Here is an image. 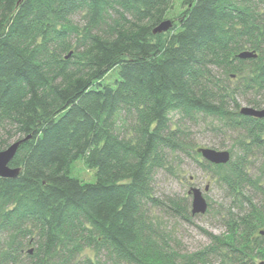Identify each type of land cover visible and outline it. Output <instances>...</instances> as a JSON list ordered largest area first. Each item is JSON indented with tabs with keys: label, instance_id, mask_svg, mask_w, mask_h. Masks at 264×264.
<instances>
[{
	"label": "trees",
	"instance_id": "obj_1",
	"mask_svg": "<svg viewBox=\"0 0 264 264\" xmlns=\"http://www.w3.org/2000/svg\"><path fill=\"white\" fill-rule=\"evenodd\" d=\"M174 1L0 0V151L27 139L9 165L19 176L0 178V264H264L244 159L222 178L241 210L212 247L181 256L151 218L155 174L191 146L175 116L227 120L244 151L264 147V119L243 116L242 88L221 78L248 66L243 91H264V0H179L154 34ZM79 160L95 182L72 175Z\"/></svg>",
	"mask_w": 264,
	"mask_h": 264
},
{
	"label": "rangeland",
	"instance_id": "obj_2",
	"mask_svg": "<svg viewBox=\"0 0 264 264\" xmlns=\"http://www.w3.org/2000/svg\"><path fill=\"white\" fill-rule=\"evenodd\" d=\"M182 11L180 1L175 0L167 10L162 22L170 21L174 24ZM76 20L80 22L79 17ZM160 38L164 39L165 36H160ZM244 52L254 51L245 50ZM253 72L254 70L247 66L240 74L221 77L231 88L238 85L242 88L241 95L238 97L240 113L243 108L264 110V91L260 90L259 85L253 86L250 92L243 91V88L250 83L249 77H254ZM114 78L115 73L112 72L106 81H113ZM249 102L259 103L261 107H254ZM174 122H179L181 128L189 134L191 146L187 152L173 153L167 169H160L155 174L154 197L161 205L151 206L150 215L153 222L167 235L171 246L181 256L186 257L212 247L214 243L210 235L213 237L223 236L226 233L227 214L229 212L236 214L241 210L236 205L234 206L233 197L229 194L222 179L224 174L229 171V167H227L229 163L239 161V159L245 160L244 170L251 183L244 186L243 194L264 210V147L262 145L260 147L253 146L249 151H244L242 145L249 143L248 136L243 131H234L228 128L227 120L200 115L194 121H185L175 116ZM18 138L19 136L12 138L8 147L17 142ZM200 149L228 152L231 160L224 165L211 164L204 159ZM194 151L197 152V155ZM72 175L86 183L96 181L95 171L87 168L83 160L74 164ZM192 189L202 191L208 203V210L205 214H192L193 196L189 194ZM171 200L178 203L177 210L171 205ZM11 242V239L7 241L5 252ZM33 248L32 245L28 250H33ZM83 255H87L93 260L97 259L96 253L91 249H86ZM211 260L213 263L219 264L221 259L216 255Z\"/></svg>",
	"mask_w": 264,
	"mask_h": 264
},
{
	"label": "water",
	"instance_id": "obj_3",
	"mask_svg": "<svg viewBox=\"0 0 264 264\" xmlns=\"http://www.w3.org/2000/svg\"><path fill=\"white\" fill-rule=\"evenodd\" d=\"M173 24L170 21L162 22L159 24L153 31L154 34H162L168 32L172 29ZM240 59H256L257 54L255 52H242L239 55ZM241 114L245 117H253L258 119L264 118V110L259 111L253 108H243L241 109ZM29 139V138H28ZM27 140V139H26ZM17 141L10 145L3 151H0V178H9L15 179L19 176L21 169H13L9 165L12 160L16 157L21 144L26 141ZM203 155L204 159L214 165H224L228 164L231 160L230 153L228 152H219L214 149H200L199 150ZM193 196V215H202L205 214L208 210V203L206 202L203 193L200 189H192L189 193ZM33 251L31 250L30 253Z\"/></svg>",
	"mask_w": 264,
	"mask_h": 264
}]
</instances>
